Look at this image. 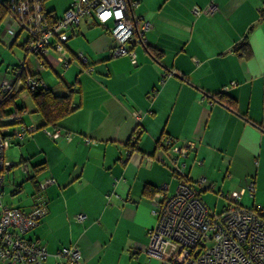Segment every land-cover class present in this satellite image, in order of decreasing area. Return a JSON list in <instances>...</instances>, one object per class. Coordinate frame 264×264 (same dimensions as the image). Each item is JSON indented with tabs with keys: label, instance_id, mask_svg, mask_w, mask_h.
I'll return each mask as SVG.
<instances>
[{
	"label": "crops",
	"instance_id": "obj_1",
	"mask_svg": "<svg viewBox=\"0 0 264 264\" xmlns=\"http://www.w3.org/2000/svg\"><path fill=\"white\" fill-rule=\"evenodd\" d=\"M3 1L0 79L21 64L35 73L34 57L18 43ZM129 1H137L133 16L151 25L128 45L134 58H113L112 36L93 17L84 16L71 29L66 45L70 53L83 52L92 69L73 62L60 73V81L51 73L42 74L60 70L52 62L38 74L54 94H63L65 85L75 91L74 109L58 122L61 137L52 139L39 118L37 124L25 117L26 106L16 100L20 93L13 99L24 107V124L35 130L12 139L5 150L8 161L27 164L30 173L19 178L16 167L5 172L3 184L9 185V200L16 204L3 203L27 212L37 183L47 177L55 180L41 193L47 213L27 232L48 248L42 264H54L53 253L72 244L87 264H134L142 254L147 256V230L155 223L151 190L165 184L172 193L179 181L170 164L160 161L167 138L196 142L183 173L193 181L204 177L201 194L213 189L225 193L226 207L241 191L243 207L264 206V21L259 17L264 0ZM41 2L47 13L59 17L72 0ZM208 5L214 7L208 14L192 10ZM243 40L249 44V57L235 51ZM169 71L173 73L162 76ZM225 86L234 111L211 98ZM137 110L142 112L139 117L134 115ZM148 156L153 157L151 163L145 162ZM197 167L205 169L204 176L193 174ZM26 184L31 186L29 198L23 197ZM78 213L85 215L82 220L74 218Z\"/></svg>",
	"mask_w": 264,
	"mask_h": 264
},
{
	"label": "built area",
	"instance_id": "obj_2",
	"mask_svg": "<svg viewBox=\"0 0 264 264\" xmlns=\"http://www.w3.org/2000/svg\"><path fill=\"white\" fill-rule=\"evenodd\" d=\"M7 16L16 28L20 46L35 60V73H29L24 64L8 70L0 79V104L15 89L21 86L31 89L45 88L39 77L53 62L62 69L78 61L83 70L90 71L91 65L83 52L75 54L67 49V40L71 29L78 26L84 16H91L112 36L115 44L110 47V54L135 57V52L128 47L136 35L140 36L151 27L147 21H141L132 14L137 1L129 0H72L68 8L59 17L47 13L41 0H4ZM193 12L211 13L213 5L198 8ZM141 22L139 29L136 25ZM51 61V62H50ZM52 63V64H53ZM59 72V76H61ZM172 71L162 76L172 74ZM234 84V82H232ZM228 86L223 88L227 90ZM141 111L134 112L136 117ZM12 122L11 126L3 125ZM35 130L34 125L24 124L22 113L12 111L0 119V263L1 264H42L50 254L41 241L27 237L47 213L46 200L41 196L46 185L55 180L47 177L37 183L38 189L30 210L25 212L17 207L4 204L3 180L5 172L16 167L28 176L30 168L25 163H14L5 158V150L12 139H22ZM45 135L52 139L61 137L59 127L42 128ZM70 139V134L65 133ZM89 144L90 140L85 139ZM176 142L167 138L162 143L160 161L169 163L174 176L179 178L176 188L170 193L167 185L156 187L150 195V212L155 216V223L147 230V243L144 252L148 257H156L160 264H264V206L246 208L239 204L240 193H234L226 207L214 212L202 201L201 188L204 177L194 181L185 178L183 169L185 159L196 150V142L185 140ZM128 153V150H124ZM148 156L145 162L151 163ZM201 164V161H197ZM253 193L252 184L248 186ZM243 190V189H242ZM220 195L226 196L223 193ZM84 214L78 213L75 219L82 220ZM79 247L72 244L57 249L52 256L54 264H87L81 258Z\"/></svg>",
	"mask_w": 264,
	"mask_h": 264
},
{
	"label": "trees",
	"instance_id": "obj_3",
	"mask_svg": "<svg viewBox=\"0 0 264 264\" xmlns=\"http://www.w3.org/2000/svg\"><path fill=\"white\" fill-rule=\"evenodd\" d=\"M259 17L260 20L264 21V11L260 13ZM235 51L245 57H249L251 53L249 44L246 40L237 44L235 46ZM57 77L60 81H62V76L57 75ZM23 91L27 92L29 100L32 103V109L30 112L35 113V115L39 118L41 128L58 127V122L68 115L72 109H74L72 97L74 96L75 91L70 85H65L63 94H54V91L48 87L31 89V87L21 86L10 93L0 104V119H3L6 115L10 114L12 109L15 112L21 113L24 107L15 105L13 99ZM211 98L221 102L230 110H235V103H233L234 99L227 96L224 91L214 94ZM132 139L136 142L137 134L133 135ZM128 143L126 144L128 145ZM36 188L38 189V185H36Z\"/></svg>",
	"mask_w": 264,
	"mask_h": 264
},
{
	"label": "rangeland",
	"instance_id": "obj_4",
	"mask_svg": "<svg viewBox=\"0 0 264 264\" xmlns=\"http://www.w3.org/2000/svg\"><path fill=\"white\" fill-rule=\"evenodd\" d=\"M17 40H18V43H20V39H17ZM73 62H74L75 65H77L80 68V64H79L78 61H73ZM53 68L56 69V68H59V67L56 66V64L53 63ZM67 70H68V68L66 69V71ZM61 71H62V69L55 70V72L53 73V71L46 70L42 74H44V73H51L53 75V77L57 78V73H59ZM66 71H65V73H66ZM16 100H17V103L18 104H20V105L24 104L26 106V108H27V111H26L27 114H26L25 117H28L30 121L38 124V117L34 113L30 112L31 109H32V103L29 100V97L27 95V92L26 91L21 92L19 94L18 99H16ZM179 144H181V143H179ZM189 160L190 159H188V165L191 166V161L189 163ZM193 170H195L193 172L194 175L196 174L195 176H201V175L204 176L205 175V172H204L205 169H203V167H200V168L197 167L196 169H193ZM16 171H17L16 173L18 174L17 177L21 178L22 177L21 176L22 173H20L19 169H16ZM209 179H211V177H209ZM209 179H207V180H209ZM4 184H5V181H4ZM5 185H4L5 191H4V196L2 197V200H4V202L10 203V204L12 203V204L15 205L16 203L10 201L9 200V197H8L9 196V189H10L9 185H6V186ZM29 185L30 184H26V187H27L26 188V194L23 195V197H25V198H29V195L32 194V193H29V192H31L30 191L31 189L29 188L31 186H29ZM37 192L38 191L36 189V191H35V193L33 195L35 196V194ZM223 194L225 195V193H223ZM33 195H30V197H33ZM223 197L224 196L223 195H220L217 189H213L212 191L211 190H206V191H204L201 194L202 201L209 207V209H211L212 211H214L216 213L219 212V211H221V210H223L225 208V202H226L225 199L226 198H223ZM160 262H161V260L158 259V258L148 257V256H145L144 254H142L141 257L137 261H135L134 264H160Z\"/></svg>",
	"mask_w": 264,
	"mask_h": 264
}]
</instances>
